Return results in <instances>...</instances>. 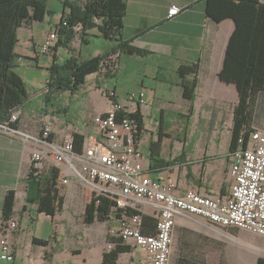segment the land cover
I'll return each instance as SVG.
<instances>
[{
  "label": "crops",
  "instance_id": "crops-1",
  "mask_svg": "<svg viewBox=\"0 0 264 264\" xmlns=\"http://www.w3.org/2000/svg\"><path fill=\"white\" fill-rule=\"evenodd\" d=\"M56 1L58 4L52 7H49L48 1V13L44 20L31 19L19 27V39L15 47L17 53L15 70L17 72L24 65L42 67L51 71L50 68L62 47L43 53L40 45L43 44L50 31L56 25L61 24L63 14L69 13L70 10V6L65 4L66 0ZM126 1L123 38L149 53L146 55L118 53L117 68L114 71L106 74L105 70H101L88 75L82 88L74 92L49 90L47 85L49 75L45 83L30 86L26 77L18 72L26 82L29 97L20 110V118L16 127L30 136H37L42 133L43 129H50L51 138L57 143L63 142L71 134L79 133L88 143L93 138L101 136L99 126L94 120L111 107L112 99L108 91L113 89L121 103L126 104L130 110L139 109L143 115L144 127L138 144L143 152L142 161L145 173H150L153 177L161 175L172 177L178 182L177 191L181 193L189 188L212 195L228 192L231 185L229 144L231 128L234 124V108L240 100V91L236 83L226 82L220 76L232 35L238 27L237 21L233 17H227L217 22L208 16L207 0ZM172 4L179 5L181 10L173 18H168L167 11ZM251 6H247L241 14L243 29L239 33L235 48L239 56L248 60L252 58L255 64H259V61L264 58V0H259ZM76 27L75 37L71 40L74 50L73 52L68 50L69 56L74 53L79 59L94 57L109 51L115 44V42L107 43L97 53L89 52L84 55L83 46L90 43V36H102L97 28L86 32L81 31L82 39L77 43L79 32ZM129 61L136 63L144 72L133 77L125 74V80L132 81V84L121 93L118 85L110 84V78L116 76L120 69L123 70L122 72L126 71ZM181 63L197 64L199 67L198 87L192 100L183 96L182 78L178 73ZM192 78L193 75L187 76V79ZM86 87L87 89L81 92ZM68 91L73 96L82 93L86 99L90 113H86L83 125L80 121H72L70 118L61 116V113L67 109L58 103L63 92ZM132 91H145L146 103L136 105V103L129 102L126 95ZM151 95L152 100H150ZM30 103H33L32 106L29 105ZM254 103L256 108H263L264 93L261 97L257 95ZM70 108L72 109L71 105H68V113L71 115ZM83 111L80 109L79 115ZM256 112L257 110L253 114L252 127L264 129L261 113ZM224 128L229 129L230 139H228L227 150L221 153L217 141ZM191 130L203 131L205 137L207 135L205 142L192 144L190 142L192 137H189ZM161 135L163 137L161 156L170 162V165L160 169H151L150 144ZM37 146L38 143L34 139H26L22 133L8 134L0 131V228L4 196L10 189H15L13 217L19 221L18 232L16 230L13 237L16 258L18 248L24 242L23 235L26 229L24 224L27 218H32L33 210H37L35 203L30 204L26 201V177L32 166L31 151ZM145 147L148 150L146 154ZM51 166H54V162L50 156L46 159L45 167L48 169ZM59 181L60 177L56 187L59 194L64 196V209L67 196L75 193H81L83 196L89 194L86 189H82L83 192H81L79 182L74 176L68 184H60ZM145 211L148 216H153L149 206ZM38 214L53 216L57 221V213L55 215ZM114 215L115 212L107 221L117 222ZM66 222L69 221L66 219ZM58 223L57 221L54 236L51 234L49 238H44L34 234L31 250H34V245H37L47 250L52 249L54 252L59 243L70 239L71 236L65 231L68 226H63V232H59L61 223ZM114 226H117V223ZM176 227L174 236L178 249L172 256L171 264H259V260L264 258V238L259 234L237 227H220L211 224L203 217L178 216ZM35 237L49 239V244H37L34 242ZM75 239L77 246L71 247L74 254H82L78 242L87 251L100 246V258L95 262L85 258L83 264H97L103 261L105 251L100 236L91 238L83 234L82 237H75ZM60 250H63V246L58 249ZM138 258L139 255L135 260ZM50 259L49 254L44 256V264H50Z\"/></svg>",
  "mask_w": 264,
  "mask_h": 264
},
{
  "label": "built area",
  "instance_id": "built-area-1",
  "mask_svg": "<svg viewBox=\"0 0 264 264\" xmlns=\"http://www.w3.org/2000/svg\"><path fill=\"white\" fill-rule=\"evenodd\" d=\"M181 10L172 4L167 17L173 18ZM67 24V22H64ZM59 40L56 25L40 45L42 52H50ZM111 107L94 120L101 136L84 141L82 151L75 150L73 135L57 143L51 130L43 129L37 136L25 134L13 122L20 117L14 112L10 119L0 122V131L22 133L34 139L38 146L31 151L32 168L40 174L46 159L52 157L59 170L60 184H68L72 176L79 186L93 194L115 201L117 226L111 234L110 249H119L116 261L110 264H171L176 218L203 217L220 227H237L264 238V129L251 132L247 147L242 145L229 155L231 185L224 194L212 195L189 188L177 191L178 182L168 175L153 177L145 173L142 151L137 140V123L130 116L126 104L117 99L113 89L108 91ZM126 99L136 105L146 103L145 91L127 93ZM156 220V232L145 231L146 207ZM19 228L17 218L1 222L0 250L5 260H14V233ZM128 250H125V249ZM142 250L138 260L136 250Z\"/></svg>",
  "mask_w": 264,
  "mask_h": 264
},
{
  "label": "trees",
  "instance_id": "trees-1",
  "mask_svg": "<svg viewBox=\"0 0 264 264\" xmlns=\"http://www.w3.org/2000/svg\"><path fill=\"white\" fill-rule=\"evenodd\" d=\"M259 0H207V15L222 21L227 17H233L238 27L232 35L228 47L227 57L220 78L226 82L236 83L239 88L240 100L234 108V124L231 128V139L229 144L230 154L239 146V140L243 138L242 145L247 147L252 127L254 112L264 114V107L256 108L255 99L264 93V58L255 64L252 58L249 60L239 56L235 48L238 43V36L243 29L241 26V14L247 6L258 3ZM48 0H0V122L11 118L14 112H20L24 103L28 100L26 82L15 70V51L18 41V29L26 21L44 20L48 13ZM65 4L70 6L69 13L63 14L62 22L59 24V40L51 50L64 46L70 48L71 40L75 37V27L80 26L82 32L97 28L100 35L110 42H115L114 46L102 54L94 57L79 59L72 53L63 64L55 61L50 70L47 85L53 92L66 90L76 91L85 84L88 75L105 70L106 74L117 68L118 53L146 55L149 52L130 44L129 40L123 38L125 26V16L127 10L126 0H66ZM67 22V24H64ZM84 41L86 38L84 37ZM179 76L182 78L183 96L186 99H194L195 91L198 87L197 75L199 67L197 64L181 63L178 68ZM188 75H193L192 79H187ZM262 101V99H261ZM130 116L135 118L137 123V140L143 131V115L139 109L131 112ZM20 118V117H19ZM18 118V119H19ZM18 119L13 122L15 126ZM162 135L150 144L151 169H160L170 165L162 156ZM74 147L77 151H82L84 137L82 134L73 135ZM229 154V155H230ZM59 170L55 166L48 169L44 167L40 174L30 167L26 182L39 179L42 195L34 203L39 213L55 215L63 210L64 196L60 195L56 184L59 180ZM16 190L10 189L3 200L2 222L14 218ZM115 201L108 197L92 195L85 207L84 221L92 224L96 220L105 222L109 220L114 212ZM156 220L144 216L145 231L148 234L156 232ZM114 237L112 238V241ZM34 242L40 245H48L49 239L34 238ZM125 250H128L127 248ZM116 247L105 251L101 264H110L116 261L119 253ZM259 264H264V258L259 260Z\"/></svg>",
  "mask_w": 264,
  "mask_h": 264
},
{
  "label": "rangeland",
  "instance_id": "rangeland-1",
  "mask_svg": "<svg viewBox=\"0 0 264 264\" xmlns=\"http://www.w3.org/2000/svg\"><path fill=\"white\" fill-rule=\"evenodd\" d=\"M49 1V7H52L54 4H58L56 0H48ZM79 27V26H78ZM77 28L78 30V38L77 43L81 41V30L80 27ZM90 43L84 44L83 46V54L86 55L89 52L91 54L97 53V51L103 49L108 42L103 37H96L91 35L90 36ZM61 51L59 52V55L56 57V61L58 64H63L66 59L69 57V51L70 48L61 46ZM71 47L73 48L72 44ZM69 50V51H68ZM72 52V51H70ZM48 53V52H47ZM126 71L122 72L123 70L120 69L119 73H117L116 76L110 78V84L112 86L118 85V90L123 93L125 89L130 87L132 84V81L128 82L125 80V74H130L131 77L137 76L139 74H142L144 71L140 69V67L137 66L136 63L133 61H129ZM18 72L21 75H24L29 83V85H37L39 83L43 84L46 81L47 76L50 74V72L47 69H43L42 67H28L26 65L21 66L18 70ZM122 72V73H121ZM86 88L82 89L84 91ZM132 89V88H129ZM123 95V94H122ZM59 105L65 106L67 109L66 111H63L61 113V116L63 118H70L72 121H80V124L83 125V120H85L86 113L89 112V107L86 105V99L83 97L82 93L75 94L74 96L68 91L63 92L62 97H60ZM153 97L151 95L150 100H152ZM33 103H30L29 105L32 106ZM68 105H71L72 109L70 108L69 111H71V115L68 113ZM97 105V104H96ZM84 110L82 114L79 115V110ZM262 119L264 120V114H261ZM77 119V120H76ZM261 127V126H260ZM264 127V125H263ZM259 128V127H258ZM189 137L191 138L190 142L192 144L198 143L203 144L205 142V139H207V135L203 134V131L198 130H191ZM228 139H230V133L228 128H224V130L220 134V139L217 141V144L219 145V151L221 153H224L225 150H227L228 146ZM145 154L148 152L147 147L144 148ZM144 154V155H145ZM146 162V160L144 159ZM230 163V162H229ZM231 183V181H230ZM79 189H81V192H83L82 189H86L89 194L86 196L81 195V193H75L72 196H67L66 198V207L58 214L57 221L58 224L61 223V228L59 232H63V226L66 227V233L71 236L70 239H66L62 243H59L57 245L56 251L52 252V249L47 250L44 247L34 245V250H31V245L33 244L32 236L34 234H37L38 236H42L44 238H49L51 234L54 236L55 229L57 228V221L55 218L45 215H39L38 210L34 209L31 213L32 218H27L26 224H24V237H23V243L19 246L18 252H17V258L15 256L14 260H5V258L1 257V250H0V264H44V256L49 254L51 256V263L50 264H83L84 259L87 258L89 261H97V259L100 258V246L97 248H94L93 250L87 251V249L82 247L81 244L78 242V246L81 248L82 254H74L73 249L74 246H77V241L75 237H82L83 234L90 236L91 238H94L95 236H100L102 239V242L104 244V251L110 250V243L112 242V234L110 231L113 229V225H116V221H107V222H101L96 221L93 224H86L84 221L83 214L85 213V205L86 203L91 199L93 192L90 191L88 188L79 186ZM32 204V203H30ZM34 204V203H33ZM65 211V212H63ZM63 212V213H62ZM196 216L189 217V218H195ZM66 219L69 222H66ZM177 229V227L175 226ZM18 232V230L16 231ZM52 240L54 241L53 237ZM100 240V239H99ZM65 245V246H64ZM63 246V250L58 251V249ZM177 244L175 241L174 236V243H173V249H172V256L177 252ZM89 250V249H88ZM52 252V253H51ZM89 252L91 254H89ZM51 253V254H50ZM141 251L140 249L135 251V255H140ZM172 261V257H171ZM97 264H101L99 261Z\"/></svg>",
  "mask_w": 264,
  "mask_h": 264
},
{
  "label": "water",
  "instance_id": "water-1",
  "mask_svg": "<svg viewBox=\"0 0 264 264\" xmlns=\"http://www.w3.org/2000/svg\"><path fill=\"white\" fill-rule=\"evenodd\" d=\"M42 195L39 179L31 180L27 183V197L28 203H34Z\"/></svg>",
  "mask_w": 264,
  "mask_h": 264
}]
</instances>
